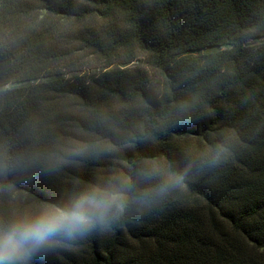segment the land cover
<instances>
[{"label": "trees", "instance_id": "1", "mask_svg": "<svg viewBox=\"0 0 264 264\" xmlns=\"http://www.w3.org/2000/svg\"><path fill=\"white\" fill-rule=\"evenodd\" d=\"M0 186L96 209L31 264H264V0H0Z\"/></svg>", "mask_w": 264, "mask_h": 264}, {"label": "clouds", "instance_id": "2", "mask_svg": "<svg viewBox=\"0 0 264 264\" xmlns=\"http://www.w3.org/2000/svg\"><path fill=\"white\" fill-rule=\"evenodd\" d=\"M81 200L69 209H56L33 223L15 225L0 238V264H14L15 259L34 254L38 246L53 237L73 238L97 215L96 209Z\"/></svg>", "mask_w": 264, "mask_h": 264}, {"label": "rangeland", "instance_id": "3", "mask_svg": "<svg viewBox=\"0 0 264 264\" xmlns=\"http://www.w3.org/2000/svg\"><path fill=\"white\" fill-rule=\"evenodd\" d=\"M257 41H252L251 43H256ZM142 60L147 63L148 58L147 57H141ZM98 63L93 61L91 63L92 68L88 69L84 72H80V74H83L85 72L90 73L93 68H96ZM106 151L109 154L114 155L116 151L114 148L111 147H105ZM5 204V206L14 214L17 216H20L22 218H34L38 217L39 215H46L55 209L37 202L35 199L31 198L30 196L26 195L25 193L18 192L12 188L0 186V209L2 205ZM20 264H31L29 259L26 257V255H23L18 258Z\"/></svg>", "mask_w": 264, "mask_h": 264}]
</instances>
